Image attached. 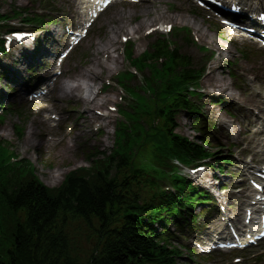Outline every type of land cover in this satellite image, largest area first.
Here are the masks:
<instances>
[{
	"label": "trees",
	"instance_id": "16d2710c",
	"mask_svg": "<svg viewBox=\"0 0 264 264\" xmlns=\"http://www.w3.org/2000/svg\"><path fill=\"white\" fill-rule=\"evenodd\" d=\"M156 52L157 56L147 54L137 61L141 67H151L147 81L151 102L141 98L134 114H126L134 125L120 124L119 148L99 158L92 170L73 172L55 191L41 182L32 167L16 168L0 154V264H175L143 218L149 205L173 209L172 201L161 198L154 179L163 171L151 164L137 168L134 147L160 143L157 165L197 155L199 148L166 134L189 90L188 62L165 42ZM160 59L164 63L159 64ZM155 131L159 133L152 138ZM147 180L151 190L146 189ZM77 222L96 237L90 252L78 240Z\"/></svg>",
	"mask_w": 264,
	"mask_h": 264
},
{
	"label": "rangeland",
	"instance_id": "374dc122",
	"mask_svg": "<svg viewBox=\"0 0 264 264\" xmlns=\"http://www.w3.org/2000/svg\"><path fill=\"white\" fill-rule=\"evenodd\" d=\"M50 1L44 3L47 5H55L53 8L55 11L48 10L47 13L49 15H56V21L53 23H49L46 26H40L41 29L40 36L44 33L46 35L47 31L53 29L56 30V33L61 35V27L62 23L79 25L82 20H78L77 11L79 9L77 6L81 3V0H48ZM73 1L77 2V6L73 4ZM154 2L153 5V18L150 19V24L143 23V19H145V14L142 12L144 10V3L139 5H126L123 3H118L114 5L94 26L91 31L89 38L83 42L78 48H76L70 56V59L65 63L62 70H58L57 64H54V68H45L43 65L45 62H54L52 58V54L47 51L50 49L55 52L58 50V46L54 45L53 39L48 40L47 37L40 40L38 45V50H35L34 54L32 49L26 53L25 56H21L22 51L15 52L12 57L8 60L4 58L3 60L6 64V69L9 68L10 71L2 70L5 72V77L1 81L0 80V92L3 95V98L0 101V112L7 116L4 122H0V139L10 143L11 148L3 149L0 151V154L5 157L7 160H17V155L21 158L28 159L32 161L36 169L38 171V175L41 179L52 188L60 187L66 176L70 173L73 168L80 166H92L91 162V154L95 151L99 152L102 150L110 149L114 143V129L116 123L122 119V117L113 111L111 108L115 104L121 103L120 96L123 95L125 97V93L118 90V86L116 83H112L109 89V93H101L100 96L107 97L108 101L105 103L103 108L95 105L93 109H96L94 115L98 117L99 109H105L112 113V117H110L106 121H102L103 126L100 128L101 133L98 134L96 132V120L91 123H88L87 119L80 118L77 119L74 114L78 112L70 113L68 110L71 107L81 108L83 106V101L77 103V99L73 98L71 100H64L63 102H59L56 98V92H51L48 96L42 98H35L30 95L27 96L23 91V86H32L33 88L37 86L38 79L44 78L49 73H54L56 75L60 71H64L66 74L64 76V81L69 83V79H72L75 76L79 77V71L88 67L95 56V47L96 43H99L100 40H106L109 36H112V28L118 26L119 17L115 16L118 12H129L130 14H134V19L131 20L129 25L133 26H141V34L140 41H134L135 48L137 54H141L149 44L161 33L160 31L154 32L155 35H147V32L152 28H162L166 29L167 25H172L173 28L179 26H189L191 28H196L200 30L202 33H206L208 35L207 39H203L204 42L209 44V46L220 47L217 43L223 46L222 49V58L220 62L221 67H225L220 70L223 72L221 75L228 77L232 82L236 84H242L243 89H245V95L251 93V89L247 86V79L241 73V79L239 81H235L230 76L232 68H227V61H232L235 63L240 56V48L248 46L246 41L236 39L232 35L230 30H225L224 28H220L219 31L213 30L208 25V17L202 14L200 10H196L193 6L191 11L182 12L179 8L180 4H186L185 0H151ZM156 2V3H155ZM29 7L30 9H38L41 7L40 0H0V8L3 14L13 15L15 10L23 9ZM128 13V14H129ZM170 17H176V19H171ZM15 19L12 23L15 25H21V20L18 18ZM58 24V25H57ZM194 24V26H193ZM198 24V27L195 25ZM37 28V27H36ZM59 32V33H58ZM200 32V34H201ZM108 36V37H107ZM118 44L116 43L117 52L114 53V56H118L119 65L114 67L111 75L117 71H123L128 68L129 64L126 61L123 48L125 46L124 36L131 38L126 34V32H121L118 35ZM151 36V37H150ZM168 38H170L171 33L166 34ZM107 37V38H106ZM215 40V41H213ZM234 41V42H233ZM114 49V48H113ZM228 50L232 54L227 53ZM191 53L195 56L197 61H200L203 57V52L198 48H191ZM103 54V53H102ZM46 55V58L42 59L41 57ZM253 55V59L263 58L264 56L261 54L251 53ZM202 56V57H201ZM218 58L215 56L211 62L207 64L208 68L214 61H218ZM44 61V62H42ZM15 63V64H14ZM197 63V62H196ZM263 63V62H262ZM249 65L250 62L248 63ZM13 65V67H10ZM237 65V64H236ZM30 69V71H28ZM114 73V74H115ZM109 74H105L104 77L111 76ZM58 77V76H57ZM103 77V78H104ZM100 80L94 87L95 89L102 88L103 84L108 78ZM25 79L27 81H25ZM31 82V84H30ZM203 82V80H202ZM205 82V80H204ZM23 84V85H21ZM46 85V84H45ZM44 85V86H45ZM42 86V87H44ZM39 91V88L36 90ZM37 96V94H36ZM196 103L201 105L199 100H195ZM199 101V102H198ZM111 103V104H110ZM109 104V105H108ZM6 105L9 113H5L3 106ZM108 105V106H107ZM17 108L16 112H13L11 109ZM225 109L215 116V122L217 124L209 125V135L212 136L211 132L217 133L219 132V125L217 120L223 118H227L228 120H232L228 114H226ZM9 114V115H8ZM52 115L56 116V120L52 119ZM240 119V118H238ZM195 118L192 117L191 114L182 113L178 118V132L184 136H187L191 139L198 140L202 138L201 135L195 128ZM48 123H47V122ZM84 121V125L79 126L78 122ZM72 124V125H71ZM108 124V125H107ZM18 128H23L25 130V134L22 135L19 133ZM39 129V134L37 137L30 135L31 129ZM74 128L73 133H69V131ZM43 131V134L40 132ZM45 132H48V138L51 143H48V139L45 135ZM68 138L70 140L71 147V158L73 161H69L68 159H63L59 153L62 149L63 139ZM29 139H33L36 141L46 140V148L35 147L32 148L29 146ZM83 143L88 144L87 147L83 145ZM228 144L227 142H225ZM228 147V146H227ZM223 149L224 155L234 154L235 161L232 165L226 166L225 174L220 173L215 168H208L205 173L201 175V183L206 187H212V192L214 194L222 195L225 201L224 204L228 206L232 202L229 201L227 195H233V188L237 186L236 179L238 176H241V170L236 167V156L239 154V150L236 147ZM17 154H14L12 150ZM215 151H219V148H213ZM19 165V164H18ZM58 172V177L54 178L55 172ZM53 176V177H52ZM217 179V180H216ZM199 185V182H194ZM202 205L194 208L195 213H201ZM207 215H203L199 218V223L195 231L187 230L184 234L180 235V239L182 240L185 237H189L192 234L195 235L198 231H203L206 228L205 223L210 222L207 220ZM215 220L217 219L216 216ZM206 220V221H205ZM174 228V226H172ZM193 232V233H192ZM87 235L83 234L82 239L86 240ZM184 243H188L185 240H182ZM189 244V243H188ZM188 246V245H186ZM190 247H192L189 244ZM184 255L178 259L180 264H194L192 253L187 248H182ZM0 253L3 251L0 249ZM248 257L244 259L241 264H264V245L256 249L254 251L249 252ZM223 260L222 256H216L215 259L211 260L212 263L223 264L221 262ZM203 261V260H202ZM225 262V260H223ZM225 264H231L230 262H225ZM232 264H234L232 262Z\"/></svg>",
	"mask_w": 264,
	"mask_h": 264
},
{
	"label": "bare ground",
	"instance_id": "6f19581e",
	"mask_svg": "<svg viewBox=\"0 0 264 264\" xmlns=\"http://www.w3.org/2000/svg\"><path fill=\"white\" fill-rule=\"evenodd\" d=\"M153 5L154 2L150 0H145V6L144 12L145 19H143V23L150 24L149 20L147 18H153L152 12H153ZM129 12H121L117 13V16L119 17V23L118 26L112 28V36H107L106 40H100L99 43H96L95 47V56L92 60V63L86 67L83 70L79 71V77L75 79L76 84L70 85L63 79H59L55 84L57 88H54L53 91L56 92V98L59 102H63L64 100H71L73 98H80L81 101H83V106L81 108H75L73 109L75 112H78L79 115L77 116L78 119L84 118L87 119L88 123L93 122L97 118H108L109 114L105 113L101 117H96L93 113V108L95 105L103 108L106 101L105 98L101 97L100 94L94 90V86L102 80V78L105 76V74L111 75L112 70L114 67H117L119 65V58L117 56H114L113 54L116 52V48L114 46L116 45L117 37L121 32H127L131 37L137 35L142 27L139 26H133L129 25L131 20L134 19V14H128ZM80 16H83L84 13H79ZM171 19H176V17H170ZM194 25V24H193ZM198 27V24H195ZM202 39H207L208 35L206 33L201 32ZM215 41V40H213ZM114 48V49H113ZM229 51V50H228ZM104 53H107V56L105 58L102 57ZM254 69L262 70L264 69V63L260 62L257 63L254 66ZM223 72H220L219 64L215 63L211 68L210 72L206 77L207 86L212 88H222L223 86H226L228 84V79L225 77H221L220 74ZM228 78V77H227ZM87 83L88 88L85 89V84ZM86 90V91H85ZM218 94L217 92H209L205 96V102L202 107V111L205 114V117L207 119L213 120L216 112L219 110L218 107H210L211 100H214L212 98V95ZM223 96V93L220 94ZM240 96V95H239ZM238 96L237 93H231L230 99L231 104L240 110L244 108V114L248 118L247 122H245L244 126L247 127L245 130L237 129V124H234L233 127L237 134H241L247 131L251 130L252 125L255 123L254 117H252L251 109L249 105L242 104L241 107L239 106L238 102L241 101V98ZM262 100L264 101V96L261 95ZM211 99V100H210ZM248 102L260 105L261 103L256 100L253 97H250L247 99ZM245 106V107H244ZM252 117V120L250 119ZM84 121H80L79 126L84 125ZM221 124L226 128L229 126L228 121L221 120ZM44 132L41 131L40 134H43ZM30 135L37 137L39 134V129L32 128ZM29 146L32 148H46V140H33L29 139ZM59 155L63 159H68L69 161H73L71 158V147L67 144L64 145V147L61 149ZM58 172H55L54 178L58 177ZM52 176V177H53ZM229 199V197H227Z\"/></svg>",
	"mask_w": 264,
	"mask_h": 264
}]
</instances>
